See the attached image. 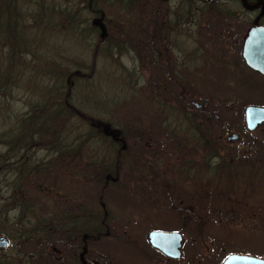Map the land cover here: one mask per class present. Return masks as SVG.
<instances>
[{
    "label": "flooded vegetation",
    "instance_id": "1",
    "mask_svg": "<svg viewBox=\"0 0 264 264\" xmlns=\"http://www.w3.org/2000/svg\"><path fill=\"white\" fill-rule=\"evenodd\" d=\"M256 1L180 3L171 9L176 13H168L171 17L167 20H145L144 50L133 52V59L138 61L141 69L146 100L157 102L166 109L161 118L176 116L182 120V108L194 112L200 122L217 117L210 109L214 101L213 91L239 89L250 79L264 94V74L247 65L242 56L249 27H264V0L261 3ZM211 10L220 12H205ZM120 21L116 20V23ZM91 23L99 33L105 32L101 21ZM112 30L117 33V28ZM127 52L114 51L109 56L120 58ZM120 66L124 69L117 68L127 71L130 84L135 85V74L122 64ZM245 74L250 76L244 78ZM256 105L264 106V103ZM263 126L264 122L255 130L261 131ZM155 134L165 138L161 132ZM110 138L119 144V148L125 149V143L119 137L111 134ZM261 139L260 136L255 138L253 157L250 158L253 161L241 169L244 170L241 176L244 179L239 180L254 192V219L258 220L254 228V244L257 248L262 245L263 229L264 143ZM53 155L48 158L53 159ZM133 155L128 153V158L132 160ZM170 155L157 163H144L141 186L133 180L135 172L131 161L130 173L127 172L129 167L124 171L129 177L125 175V179H120L129 184L124 203L108 196L103 202L98 194L99 181L95 177L87 180L84 163H71L68 152L63 154V162L57 167L47 162L49 179L46 185L36 191L30 190L24 205L18 200L14 204L8 203V192L3 188L0 194V238L5 243L0 245V264H226L224 260L233 253L264 259L241 248L245 243L244 231H235V227L227 225L209 226L207 218L213 212L202 210L205 205L198 206L199 197L202 201L207 199L201 194L204 192H197L196 188L208 180L212 169L206 164L181 163L180 158L172 162L178 156L175 153ZM82 158L84 155L80 153L72 160L81 161ZM32 165L36 170L37 164ZM247 176L249 179L246 180ZM70 177L71 183L75 184H67ZM86 183L93 188L92 195L86 194ZM11 214L15 215L12 217ZM231 214L235 213L226 211L215 215L221 223ZM151 231L177 237H163L161 248L150 242Z\"/></svg>",
    "mask_w": 264,
    "mask_h": 264
},
{
    "label": "trees",
    "instance_id": "2",
    "mask_svg": "<svg viewBox=\"0 0 264 264\" xmlns=\"http://www.w3.org/2000/svg\"><path fill=\"white\" fill-rule=\"evenodd\" d=\"M196 1L198 0H185L184 3H194ZM99 2L106 1L76 0L72 6H69V10L57 9L60 15L61 12H64L61 15V19L66 22L65 26L72 30L76 29L79 37L89 39L92 34L96 36L97 41L93 49V58L102 42L107 46L105 47V52L108 56L113 54L112 52L114 51L120 53L133 50L136 53H140L143 44L140 35L144 34L145 30L142 29V33L139 31L140 34L136 32L135 27L137 25L135 23L144 22L146 19L167 20L171 17L168 13H172L167 5L168 0H152L154 3H149V0H109V6L116 8L120 12L121 18L108 17L105 15L104 8L98 5ZM38 4L42 7L43 1L39 0ZM146 4H153L149 15L144 12ZM163 4L164 7L162 9L158 7ZM21 10L19 0H0V194L2 188L7 189L8 203L14 204L18 200L24 205L30 190L36 191V189L46 185L49 179L48 166H45L47 162H52L57 167L63 162L62 157L65 152L70 155L69 161L71 163H84L85 178L87 180L95 177L99 181L100 191H98V194L102 197L103 202L108 196L113 201L124 203L129 194V184L121 180L126 178L125 175L127 173L124 175L126 166L129 167L127 172L130 173L131 167L129 165L131 160L128 158L129 152L126 145L125 149L119 148V144L111 139L110 135H116L120 141L125 143L128 135L140 137L141 134H144L143 129L147 128L148 130L146 131L149 133H163L165 136L163 140L165 142L169 141L173 145L172 148H180L186 151L178 155L177 158H173L172 162H176L180 158L181 163L187 161L193 164H206L207 168L212 169V174L207 177L208 180H205L203 184H198L197 192L213 190L214 199H216V194H225V197L228 198L227 200L231 199L226 192L233 193L232 186L234 183L244 179V177H241L243 176L241 169L248 166V161L235 157L227 161L217 151L219 148L212 141V120L213 122L221 123L226 129L230 127L228 123L221 122L217 117L200 122L199 117L195 116L194 112H186L183 108L182 114L184 118L182 120L174 118L175 116H172L171 119H163L161 116L165 112L161 106L156 108V115L154 116L155 119L158 118V121L152 123V126L150 125L149 127L144 122L117 126L114 123L98 119L84 112L73 102L71 91L76 81L89 79L92 76L94 64L92 62L90 64L81 63L79 67L71 70L63 68L55 70V81L47 89L45 85H49L46 84L49 80V75L35 79L29 68L31 62L29 56H34L36 53L28 46L31 39L29 40L23 35L28 27H24L27 15ZM161 12L167 14L163 15ZM205 12L217 13L220 11L211 10ZM173 13H176V11H173ZM208 17L215 18L216 16ZM95 20L101 21L103 26L114 25L113 29L117 28L116 36L111 37L110 34H107L108 30H105V33L101 36V33L96 31L95 26L91 23ZM116 20L122 21L116 23ZM131 22H133V25H130ZM153 26L151 24V27ZM120 64L119 62L116 68L119 66L124 69ZM57 82L59 85H57ZM248 83L250 87L256 86V82L253 80ZM243 87L247 86H241V88ZM25 88L39 89L40 92L29 106L27 112L17 114L11 110L10 101L20 97V94L24 93L23 90ZM242 103L244 105L254 104L253 101L245 100H242ZM73 118H78L87 124L90 129L84 135H77L75 138L69 139L71 130L69 125ZM188 132L189 135L187 136L186 133ZM207 133L208 135L206 136ZM96 137L102 139L106 145L105 151L108 149L111 151L109 161L106 160V153L99 156L96 153L94 157L88 154L87 158L85 156L86 153L82 152V148ZM40 150L44 151L47 162L46 159H36V153ZM188 150L192 152L191 155H188ZM80 153H83L84 158L81 161H73L72 158L78 157ZM50 154L55 156L51 160L48 158ZM217 156L220 159L212 166L210 159ZM185 158H188V160ZM145 162H143L140 155L134 154L132 156L134 165L132 169L135 172L133 180H137V186H141L140 180L143 178L142 169ZM149 162L157 163L159 161L151 160ZM34 163L37 164L36 170L32 165ZM197 179L200 181L198 177ZM29 199L32 198L29 197ZM245 199L246 197L241 192L238 200L244 202ZM235 209L233 206H228L225 211L235 212ZM230 219L232 217L224 218L222 221L227 222ZM246 238L247 242H254V237H251L253 238L251 239L250 236H246Z\"/></svg>",
    "mask_w": 264,
    "mask_h": 264
},
{
    "label": "rangeland",
    "instance_id": "3",
    "mask_svg": "<svg viewBox=\"0 0 264 264\" xmlns=\"http://www.w3.org/2000/svg\"><path fill=\"white\" fill-rule=\"evenodd\" d=\"M42 1L43 5L41 7L38 4L39 0H19L21 11L27 15L24 27H28V29L25 30L23 35L29 40L31 39L28 46L36 53L34 56H29L31 60L29 68L31 69L32 75L35 76V79L49 75V80L46 82V84L49 85H45L48 89L55 81V70L57 71L60 68L71 70L79 67L81 63L90 64L92 62L94 64V73L92 76L89 79H79L76 81L71 91L73 102L81 108V110L98 119L114 123L117 126H124L126 124L133 125L137 122H144L149 127L152 123L158 121V118H154L156 115V108L159 107L158 103L152 100H146V93L145 90L142 89L141 84V69L139 68L138 61L133 59L134 51L128 50L127 53H124L123 56L117 59L114 56L110 57L106 54L105 47L107 46L102 42L93 58V49L97 41L96 36L92 34L89 39L79 37L76 33V29L72 30L65 26L66 22L61 19V15H63L64 12H61V15L57 12V9L69 10V6H72L76 0ZM105 1L106 2L98 3V5L104 8L105 15L108 17H120V12L117 11L116 8H111L112 6H109V0ZM237 1L238 0H220V2ZM180 2L184 4L185 0H168L167 5L169 10L173 13L171 9H175ZM149 3L154 2L149 0ZM152 5L153 4H151V7H144V12L146 14L150 13ZM135 24L137 25V27H135L137 30L136 32L139 34V31L142 33V29L145 30L146 28L145 21ZM130 25H133V22H131ZM104 28L108 30L107 34H110L111 37L115 36L116 33L112 30L113 25L108 27L104 26ZM145 35L146 32L140 35L142 41L144 37L146 39ZM143 50L144 47L142 44L140 52ZM119 62L135 74L133 77L137 80L135 85L132 86L130 84L131 77L127 71L116 68ZM249 76L250 75L245 74L244 78H248ZM250 80H246L247 87H243L244 89L240 87L235 90L218 89L213 91L214 101L210 109L217 115L221 122L228 123L230 127L226 129L221 123L213 122L212 120V141L214 145L219 148L217 151H219L227 161L232 157L241 158V160L245 158L249 164V162L253 161V159L250 158L253 157L252 149L255 147V138L257 139L260 136L263 141L262 143H264V126L261 131H259L258 128L249 131L244 127L243 108L246 105L242 103V100L253 101L255 105L264 103V94L259 92L260 88L248 86ZM57 85H59L58 82ZM23 91L24 93H22V95L20 94V97H16L13 101H10L11 110L17 114L27 112L29 106L34 102L40 92L39 89L28 88H25ZM163 111L165 112L166 109H163ZM174 118H176V116ZM69 129H71L69 132V139H71L75 138L77 135H84L89 131L90 127L78 118H73L70 121ZM146 130H148V128L143 129L144 134H141L140 137L128 135L125 141L128 152L132 153V155L142 156L143 162L146 161L148 163V161L151 160L161 161V158L169 154H172L170 156H174L173 154L175 153L178 156L186 152L180 148H172L173 145H171L169 141L165 142L163 140L161 137L163 135L158 136L159 134L149 133ZM230 132L239 133L240 138L236 141L226 140V136L230 134ZM186 134L188 136L189 132ZM105 147L106 145L103 143L102 139L96 137L91 139L87 143V146L82 148V152L86 153L85 156L87 158L88 154L94 157L96 153H98V156L106 153V160L109 161L111 158V151L109 149L105 151ZM244 152H246L245 155ZM163 153H165L164 156ZM54 157L53 155V158ZM38 158L46 159L47 162L44 151L40 150L36 153V159ZM219 159L218 156L212 157L210 159L212 166ZM127 162L129 161L127 160ZM262 162L264 164V160ZM127 167L128 166H126V168ZM245 179H249V176L245 177ZM71 181L72 179L70 177L67 184H75L71 183ZM232 187L234 190L233 193L226 192L228 197L231 198L230 200H227L228 198L225 197V194H216V199H214L213 190L209 192L204 191V193L201 194L206 196L207 200L205 201L204 198V201H202L199 197L197 199L199 203L198 206L205 205L206 208L202 210L207 209L213 212L211 217L207 218V220H210L209 226L226 227V225H228L235 227V231H244L245 235L250 236V238L254 237L256 233V231L254 232V228L258 222V220L254 219L256 214L254 208L255 200L253 198L254 192L249 185L241 182L234 183ZM84 189L87 195L93 194V188L90 187V184L86 183ZM241 192L244 197H246L244 202L238 200V196ZM262 194V245L260 248H257L254 244L255 240L253 243L247 242L248 240L245 236V243L241 248L245 249L246 253H256L264 257V187ZM228 206L236 208L235 214L229 215L232 217L228 222L229 224L224 221L220 223V220L216 218L217 215L215 214L218 212H226L225 210ZM14 215L11 214L12 217ZM235 248L238 247L235 246Z\"/></svg>",
    "mask_w": 264,
    "mask_h": 264
},
{
    "label": "water",
    "instance_id": "4",
    "mask_svg": "<svg viewBox=\"0 0 264 264\" xmlns=\"http://www.w3.org/2000/svg\"><path fill=\"white\" fill-rule=\"evenodd\" d=\"M198 1H213V0H198ZM245 3V0H241ZM262 0H257L256 3H261ZM249 7V6H247ZM104 33H101V36ZM242 56L246 61V64L251 68L259 70L264 74V27L261 25H252L247 30V33L244 38L243 47H242ZM263 61V64L261 63ZM243 122L244 127L252 131L257 125L264 122V106L249 104L243 108ZM239 134L237 132H230L226 136L228 141H236ZM124 147V145L122 146ZM166 236H175L166 233H161L157 231H151L149 233V240L153 245L162 248V238ZM5 241L0 238V245L4 244ZM176 247V246H175ZM174 255H177L176 253ZM226 264L228 262H245L249 264L250 262L255 264H264V259L254 257L251 255H240V254H230L224 260Z\"/></svg>",
    "mask_w": 264,
    "mask_h": 264
}]
</instances>
